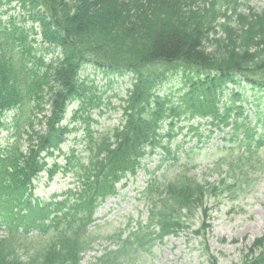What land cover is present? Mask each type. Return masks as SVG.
I'll list each match as a JSON object with an SVG mask.
<instances>
[{
	"label": "trees",
	"instance_id": "obj_1",
	"mask_svg": "<svg viewBox=\"0 0 264 264\" xmlns=\"http://www.w3.org/2000/svg\"><path fill=\"white\" fill-rule=\"evenodd\" d=\"M6 4H15L19 12L5 20L0 16V230L5 231L0 264H81L100 239L97 209L117 194L115 185L127 174L136 175L145 155L159 150L166 161L180 148L172 150L171 141L181 119L198 117L207 119L210 128L230 127V146L220 158L229 188L255 168L254 155L264 147V136H255L243 106L235 105L253 103L260 108L255 124L263 123L264 102H250L239 85L244 81L251 91L264 90V6L253 7L249 0ZM85 66L106 77H129L119 125L102 133L90 129L97 123L92 111L107 105L93 80L81 75ZM172 76L185 91L177 103L158 94ZM72 101L77 106L64 126ZM75 121L83 127L78 151L85 159L71 150L63 166L49 165L47 159L60 152ZM164 123L166 134L161 133ZM197 138L200 143L202 137ZM43 171L49 180L58 172L72 174L74 187L60 201L57 196L49 202L34 198L32 182ZM147 185L145 224L128 219L108 236L115 249L87 264H136L165 237L189 230L193 221L199 225L194 235L204 238L210 227L204 224L209 220L204 200L215 195V186L185 174L163 181L153 177ZM19 250L29 256L21 257ZM206 257L208 264H217L213 256ZM241 264H264V238L254 242Z\"/></svg>",
	"mask_w": 264,
	"mask_h": 264
},
{
	"label": "rangeland",
	"instance_id": "obj_2",
	"mask_svg": "<svg viewBox=\"0 0 264 264\" xmlns=\"http://www.w3.org/2000/svg\"><path fill=\"white\" fill-rule=\"evenodd\" d=\"M4 0H1L3 2ZM252 6L261 8L264 5V0H252ZM4 5L0 4V11H2L3 18H5ZM90 79L94 80L95 85L98 86L101 95V101L105 103H111V107L116 108L118 105V99L124 95L127 78L116 79L113 78V84L108 85V78L103 77L101 74H93V71H89ZM176 84V83H171ZM169 85V86H170ZM97 114V112H96ZM120 116L119 112L106 111L101 117L96 116L98 124H95L94 128L100 130L104 128H111L115 126L117 118ZM226 134V130L223 133L215 132V139L208 143L200 145L203 147L202 151H199L194 147L196 139L192 141L190 137L185 139L186 145L181 149L179 155L181 159L184 157V150L192 148L191 157L185 161V163L195 166V169L191 174L201 179L202 174L207 181H213L217 178V172L207 171L205 168L210 167L212 159L220 156L222 152H218L215 156L210 155L214 152L215 147L213 145L222 146L224 143L220 140ZM205 136L207 134H204ZM213 136V135H212ZM73 135L69 136V143L62 146L63 151H67L70 146ZM182 139L178 137L175 143L180 142ZM81 149V146H78ZM83 155V154H82ZM261 171L251 174L249 178L244 179L241 186H237L234 189L225 191L221 197L214 201H208L207 207L211 209V230L207 235V240H201L195 237L193 234H186L177 238H168L163 244L157 245L153 248L150 257L144 256L137 260V264H205L204 257L201 255L202 246H206L212 254L216 255L219 260V264H233L236 263L241 256V252L244 248H247L253 240L256 238L264 237V151L261 152L260 157ZM51 162V161H49ZM58 162L62 164V159ZM147 170H154L156 166L160 164V157L153 156L151 159L146 158L143 160ZM172 161H168L161 165L159 172L156 175L166 174L176 176L181 173L180 166L182 161L178 162L175 166H172ZM185 168L188 167L185 165ZM160 175H158L160 177ZM190 175V176H192ZM128 183L120 190V195L113 199H109L98 212L99 217H103L100 225H103L100 232L103 236L112 234L117 231L118 228H122L124 222L128 216L137 218L139 215L142 220L146 218L145 208L143 204L137 205L138 194L144 189L146 181L149 176L146 170L138 171L135 178H129ZM46 177L41 175L40 180L36 183L35 196L47 199L51 194H58L65 191L69 187L71 176L61 178L60 175L56 176L54 180L45 185ZM123 183V182H122ZM121 183V184H122ZM197 223H194V226ZM196 227H193L195 229ZM192 229V231H193ZM0 238L4 231H1ZM225 240V242L222 241ZM104 243V241H103ZM103 249V247H102ZM21 257L26 258L25 252H20ZM99 255L97 251L89 253L83 260L82 264H86L90 261L91 257Z\"/></svg>",
	"mask_w": 264,
	"mask_h": 264
}]
</instances>
